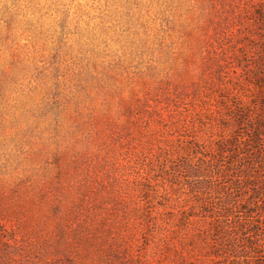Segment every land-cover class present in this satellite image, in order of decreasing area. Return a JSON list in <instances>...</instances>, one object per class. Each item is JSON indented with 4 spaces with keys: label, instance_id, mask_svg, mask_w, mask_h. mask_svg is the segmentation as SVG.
I'll use <instances>...</instances> for the list:
<instances>
[{
    "label": "rangeland",
    "instance_id": "rangeland-1",
    "mask_svg": "<svg viewBox=\"0 0 264 264\" xmlns=\"http://www.w3.org/2000/svg\"><path fill=\"white\" fill-rule=\"evenodd\" d=\"M259 1L0 0V264H228L180 166L256 92Z\"/></svg>",
    "mask_w": 264,
    "mask_h": 264
},
{
    "label": "trees",
    "instance_id": "trees-1",
    "mask_svg": "<svg viewBox=\"0 0 264 264\" xmlns=\"http://www.w3.org/2000/svg\"><path fill=\"white\" fill-rule=\"evenodd\" d=\"M253 14L264 27V0L259 1ZM244 64L247 77L242 83L253 85L255 94L231 96L234 100L222 121L231 120L233 128L213 140L214 157L195 146L190 164L182 163L180 168L191 180L194 196L211 199L207 203L197 200L200 217L210 219L207 234L213 244L209 246L205 241L212 250L208 256L221 263L264 264V37L252 56H245ZM193 157L196 161L191 160ZM142 179L147 183V178ZM142 192L145 203H151L150 189L146 186ZM181 213L183 220L190 216Z\"/></svg>",
    "mask_w": 264,
    "mask_h": 264
}]
</instances>
